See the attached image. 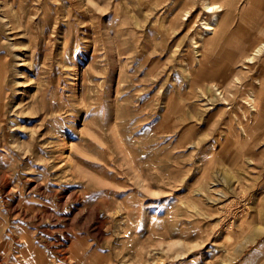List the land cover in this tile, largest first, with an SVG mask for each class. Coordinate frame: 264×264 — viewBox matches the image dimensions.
<instances>
[{"label": "rangeland", "instance_id": "374dc122", "mask_svg": "<svg viewBox=\"0 0 264 264\" xmlns=\"http://www.w3.org/2000/svg\"><path fill=\"white\" fill-rule=\"evenodd\" d=\"M205 2L0 0V264H264V0Z\"/></svg>", "mask_w": 264, "mask_h": 264}, {"label": "bare ground", "instance_id": "6f19581e", "mask_svg": "<svg viewBox=\"0 0 264 264\" xmlns=\"http://www.w3.org/2000/svg\"><path fill=\"white\" fill-rule=\"evenodd\" d=\"M234 0H227L226 3V7L224 9V7H222L223 5H221L220 3H204V8H205V12H209L211 14V20H204L203 23V29L206 30V32H212L216 29L215 26L218 27L219 24L223 23L224 18L220 17V12L223 11V9L225 10V13L228 14V16L230 15L233 5H234ZM236 2V1H235ZM236 6V5H235ZM262 24H264V19H262ZM262 30H264V28L260 29V37L261 40L258 42V44L253 48L252 53L247 55L246 57V61L247 62H253L254 59L257 56H261L264 55V32H262ZM204 36V35H203ZM202 41V40H201ZM206 41V40H205ZM204 41V42H205ZM196 43V41H195ZM194 43V44H195ZM202 43V42H201ZM195 47H197V45H195ZM204 51V50H203ZM198 52V51H197ZM201 53V52H199ZM198 54V53H197ZM199 55V54H198ZM262 62H264V57H262ZM215 87V86H214ZM216 89H218L217 87H215ZM219 90V89H218ZM219 92H223L221 89L219 90ZM218 92V93H219ZM246 103L248 105L254 106V103L252 104V102L254 101L252 96H247V98L245 99ZM12 107V106H11ZM228 108V107H227Z\"/></svg>", "mask_w": 264, "mask_h": 264}]
</instances>
